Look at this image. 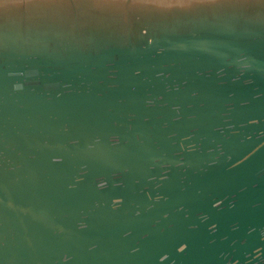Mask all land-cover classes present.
<instances>
[{"label": "water", "instance_id": "95a60500", "mask_svg": "<svg viewBox=\"0 0 264 264\" xmlns=\"http://www.w3.org/2000/svg\"><path fill=\"white\" fill-rule=\"evenodd\" d=\"M0 264H264V0H0Z\"/></svg>", "mask_w": 264, "mask_h": 264}]
</instances>
